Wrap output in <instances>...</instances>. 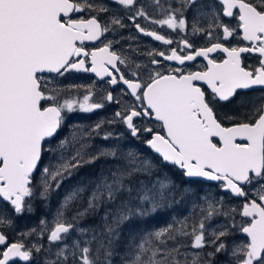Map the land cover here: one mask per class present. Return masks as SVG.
Here are the masks:
<instances>
[{
  "label": "snow or ice",
  "instance_id": "6c2138e0",
  "mask_svg": "<svg viewBox=\"0 0 264 264\" xmlns=\"http://www.w3.org/2000/svg\"><path fill=\"white\" fill-rule=\"evenodd\" d=\"M111 2L134 11L130 18L136 30L163 45L174 41L136 23L137 18L177 34L190 28L193 36H204L210 42V46L196 47L181 37L178 47L147 53L152 66L162 61L184 66L198 57L206 64L196 71L171 66L160 71L139 63L132 67L134 62L113 50L114 41L106 35L125 27L115 14L107 21L100 19L101 13L110 12L106 3L0 0V227L12 224L10 213L19 217L31 212L37 191L46 199L84 165L108 158L126 161L110 174L101 173L93 185L83 184L64 198L53 226L40 230L41 235L47 233L48 247L27 242L35 229L22 232L16 240L0 233V264H101V258L104 264H112L113 242L121 225L156 212L166 197L163 182H158L159 188L155 184L147 188L143 180L139 186L133 184L138 174L151 175L150 161L140 160L131 151L122 156L116 148L89 153L75 132L72 141L59 142L58 163L43 166L46 146L58 135L63 113L87 114L103 108L104 101L121 103L111 92L94 99L93 88L85 89L82 98H65L64 90L50 85L55 76L69 72H90L106 84H122L129 100L107 123H122L132 137L143 139L161 162L183 177L219 182L222 190L243 198L239 209L223 212L217 206L221 202H208L201 209L205 215L191 231L185 221H179V226L140 236L129 245L122 264H216L217 254L227 255L228 261L222 264H264V98L252 103L239 119L218 115L223 102L247 95V90H264V0H176L179 6L172 0H167V6L165 0H152L160 18H150L137 9V0ZM190 9L189 25L185 13ZM81 13L87 15H76ZM233 40L239 43L232 44ZM85 42L92 44L91 49ZM216 52L223 53V58H213ZM246 53L258 57L254 69L242 65ZM120 65L126 66L127 74ZM103 123H97L93 131L99 134ZM111 136L106 133L103 139ZM70 143L74 151L66 156ZM37 172L38 187L34 184ZM77 202L86 207L77 209L73 219L104 208L103 239L94 233L83 243H64L74 228L65 220V212ZM221 214L228 222L219 231L207 233L205 220ZM237 232L245 238L239 243L230 240Z\"/></svg>",
  "mask_w": 264,
  "mask_h": 264
},
{
  "label": "flooded vegetation",
  "instance_id": "af4514ba",
  "mask_svg": "<svg viewBox=\"0 0 264 264\" xmlns=\"http://www.w3.org/2000/svg\"><path fill=\"white\" fill-rule=\"evenodd\" d=\"M96 3H106L107 6L110 8L109 13H101L100 19L103 21H107L109 16L115 14L118 16L122 22L124 23L125 27L117 28L115 33H107V37L110 40H113L114 43L112 45L113 50L117 51L121 55L128 57L134 63L131 65L135 67V63H139L142 66L147 64L148 67H157L160 71H167V67H182L185 71H196L199 70L206 61L203 58L198 57L196 61L193 62H186L184 66L176 65L174 62L162 61L161 65L159 66H152L149 61L151 57L147 55L149 52H154L156 50H165L172 47H178V41L181 37H186L189 39L196 47L201 46H210V42L201 35L193 36L191 34V30L187 33L177 34L176 32H171V30L165 28H161L158 25H153L149 21L144 20L143 18H137L135 21L136 23H140L143 27L149 30H156L161 35H165L168 38L173 39L174 43L172 45H163L161 42L154 41L151 37L143 36L140 32L136 30L135 24L133 20L130 18L135 13L129 12L119 5H116L111 2V0H94ZM202 3H210L211 0H201ZM172 3L175 6H179L176 4V0H172ZM165 6H167V0H165ZM155 5L152 3V0H137L136 8L143 9L150 18H160V16L156 13L155 9L153 8ZM193 10H188L185 15L187 17L189 25L192 23L193 18ZM207 11V9H205ZM78 16H86V13L76 14ZM207 23L206 21L202 20V24ZM215 37H213V40ZM227 43V42H226ZM239 41L233 40L232 44H237ZM99 45V42H96ZM85 46L91 49L92 44L90 42H85ZM213 58L220 60L223 58L224 54L221 52H216L211 54ZM156 59H161L160 57H156ZM242 65L245 68L254 69L258 66V57L255 54L246 53L242 54ZM125 74H127L128 69L125 65L119 66ZM107 79V78H106ZM50 86H55L59 89L64 90L63 95L65 98H82L84 94V90L87 88L94 89V99H99L100 95H106L107 92H111L114 98L119 100L121 103H108L104 101L105 106L101 109H98L94 112L99 114L104 119L103 124L101 127L103 128V132L112 133L111 137H120L127 140L129 147L131 150H134L136 153L145 154L148 153L149 156L152 158V162L155 164V170L153 172L154 176L163 177L168 176L172 182L176 185L180 184L181 188H188L190 192H182L184 197L188 200H191L194 204L200 206V204H208V202H221L220 204L226 207L227 204L231 205L232 209L236 208L239 209L242 205L243 198H238L232 196L230 193L225 192L219 187V182L216 181H207L203 179H187L181 175L179 170L175 169L171 165L164 164L160 161L159 157L153 153L143 142V139H137L131 136L130 132L122 123H112L109 124L107 121L114 119L115 112L121 108V105L129 100V97L124 94L122 89L124 86L122 84L118 85H109L106 84L104 81L99 80L93 73H84V72H69L66 73L64 76H55L52 84ZM247 95H239L235 97L231 102H223L218 107V115L223 118V116L227 115H235L237 118H241L245 111L251 107L252 103H259L262 98H264V90L259 88L253 90H247ZM76 114V113H75ZM74 114V115H75ZM64 121L62 123L61 129L59 130V134L66 130V126L68 121L72 120L73 113H63ZM96 118V117H95ZM67 121V122H65ZM96 122L95 124H97ZM145 123V122H140ZM225 123H229L225 121ZM100 127V128H101ZM58 135L51 140L50 143L54 142ZM47 144L48 145H50ZM46 146V151H47ZM46 151L43 154V160L45 156L48 154ZM89 165V164H86ZM35 179L37 173L34 174ZM34 179V183H35ZM179 188V189H181ZM184 190V189H183ZM198 210H201L198 209ZM231 210V209H230ZM228 210V211H230ZM197 211L194 209V212ZM199 212V211H198ZM201 214V212H199ZM198 215V214H197ZM200 216L196 217L199 218ZM218 216H214V219ZM236 218H239L238 216ZM0 232L5 233L6 231L3 227H0ZM6 234V233H5ZM7 235V234H6ZM236 235L242 236L240 233H235L230 240H234ZM8 236V235H7ZM12 240L10 237H8ZM219 254L216 257V264L218 263Z\"/></svg>",
  "mask_w": 264,
  "mask_h": 264
},
{
  "label": "rangeland",
  "instance_id": "374dc122",
  "mask_svg": "<svg viewBox=\"0 0 264 264\" xmlns=\"http://www.w3.org/2000/svg\"><path fill=\"white\" fill-rule=\"evenodd\" d=\"M154 9L155 7L153 8V11ZM204 27H207V23L204 24ZM75 113H73L72 120L68 121L66 130L61 132V134L58 135L56 140L47 146L46 153L48 154L45 156L43 160V166H47L49 164L55 166L58 163L60 151L56 149L59 142L61 140H64L65 138H67L69 141H72V135L74 132L78 135V137H82L80 142L86 143L87 147L85 151L89 153H95L101 149H112V148L118 149L119 152L122 154V156L123 154H126L129 151L134 152L140 160L146 159L150 161L151 164L153 165L151 169V175L138 174L137 182L134 183V185L139 186V181L141 180L144 181V185L147 188H152L154 184L156 185V188H159L158 182H163L167 185L166 197L162 202V206H164L162 210L165 212L164 216H166V221L161 226L155 228V230L168 227L169 225L179 226L178 225L179 221H185L188 224L189 231H191L193 224L198 225L199 221L205 215V213H202V211L198 209L207 208V204H203V205L200 204L199 206L197 205V203L194 204L193 202H191V200L186 199L182 192L183 191L190 192V190L186 187L181 188L180 184L178 185L174 184L168 176H163V177L154 176L153 172L155 170V164L154 162H152V158L149 156L148 153L140 154V153H136L134 150H131L127 140L124 139L123 137L122 138L110 137L107 140L103 139L105 133L103 132L102 127L98 130L99 134H97L96 131H93L96 125L95 123L96 122L99 123L101 120L104 119L99 114H97L96 112L87 113V114L79 113V112H75ZM75 147H79V144H76ZM73 151H74V147L70 143L67 149L65 150V155L69 156ZM123 163H126V161H124L122 158L120 160H113L111 158L102 159L99 165V172L95 178L93 177L94 178L93 180L91 177V173L88 170H84L81 173H77L74 171L73 175L68 177L67 179H64L60 187L58 189L52 190L46 199L41 198L39 196V191H37L35 198L31 200L33 210L31 212H26L19 217H17L14 213H11L10 215L12 217V224L10 226L3 227L6 231H8L5 233L12 240H16L22 238L20 235L22 232H29L35 229L36 234H34V236L30 238V241L27 242L42 243L44 247H48L49 245L46 239L47 233L45 232L43 233V235H41L40 230L45 227L51 228L53 226L54 221L56 219L57 210L60 209L61 204L64 201V198L73 189L83 184L93 185L95 182H97L100 179L101 173L110 174V171L113 170L118 164H123ZM34 184L37 187L40 184L39 172H37ZM85 198H86V194H85ZM217 206L221 208L222 212L232 209L231 205L229 204H227L225 208L220 203L217 204ZM84 207H86L85 203L77 202L76 205L71 210L65 212V217H64L65 220L73 223L74 225L73 230L70 231V233L65 237L64 243L68 245H71L74 241H79L83 243V241L90 240L92 238V237L89 238L86 235V232H81L80 229H82L83 227L81 225H78L76 220L73 219V217L76 216L77 209L83 210ZM194 209H196L197 211L194 212ZM157 210H161L160 207ZM198 211L201 212V214ZM198 216L200 217L196 218ZM215 216L218 217L214 219L213 216L211 219L205 220L207 233H211L213 231H219L220 226L228 222L226 217L222 214ZM236 219L239 220L240 218H236ZM42 220L45 221V224H41ZM236 236L237 237L234 238V241H236L237 243H239L242 239H245L240 235H236ZM218 256L220 257L217 264H222V262L228 261L227 255L219 254Z\"/></svg>",
  "mask_w": 264,
  "mask_h": 264
},
{
  "label": "trees",
  "instance_id": "16d2710c",
  "mask_svg": "<svg viewBox=\"0 0 264 264\" xmlns=\"http://www.w3.org/2000/svg\"><path fill=\"white\" fill-rule=\"evenodd\" d=\"M101 161L102 159L97 160L93 164L84 165L78 170H75V172L81 173L84 170H88L90 171L93 180L99 172V165ZM137 177L138 175L134 178L133 184L137 182ZM105 207L111 208V206ZM163 207L164 206H161V210H156V212L150 213L145 217L135 216L130 221L121 225L119 229V236L113 242L115 254L111 257L112 264H122V257L127 253L129 245L134 240L139 241L140 236L154 231L155 228L161 226L166 221V216H164L165 212L162 210ZM103 218L104 208H101L97 212L90 211L85 216L78 217L75 220L78 225H81L83 227V232H86V235L89 238L92 237L95 233L98 239H103V237L101 236V233L103 231ZM92 247L93 249L97 247L95 242L93 243ZM101 264H104L103 258H101Z\"/></svg>",
  "mask_w": 264,
  "mask_h": 264
},
{
  "label": "water",
  "instance_id": "95a60500",
  "mask_svg": "<svg viewBox=\"0 0 264 264\" xmlns=\"http://www.w3.org/2000/svg\"><path fill=\"white\" fill-rule=\"evenodd\" d=\"M1 233V232H0Z\"/></svg>",
  "mask_w": 264,
  "mask_h": 264
}]
</instances>
